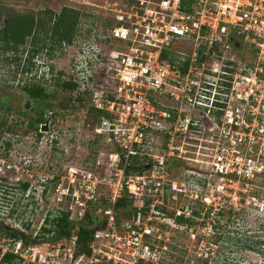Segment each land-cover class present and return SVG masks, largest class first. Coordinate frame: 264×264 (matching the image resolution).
I'll return each instance as SVG.
<instances>
[{"label": "built area", "instance_id": "built-area-1", "mask_svg": "<svg viewBox=\"0 0 264 264\" xmlns=\"http://www.w3.org/2000/svg\"><path fill=\"white\" fill-rule=\"evenodd\" d=\"M82 2L107 24L71 43L76 53L64 80L89 100L93 130L107 148L109 207L96 210L104 223L88 252L75 232L60 239L42 233L44 218L34 232L16 226L21 237L0 248V259L14 255L6 264H137L152 256L146 239L171 189H191L210 214L264 202L252 193L264 190V0ZM178 174L186 184L178 186ZM100 185L94 171L70 174L63 193L70 202L63 207L58 198L56 213L83 219ZM125 190L142 205L117 223ZM193 210L177 216L194 217Z\"/></svg>", "mask_w": 264, "mask_h": 264}, {"label": "rangeland", "instance_id": "rangeland-1", "mask_svg": "<svg viewBox=\"0 0 264 264\" xmlns=\"http://www.w3.org/2000/svg\"><path fill=\"white\" fill-rule=\"evenodd\" d=\"M65 6L83 13L76 40L103 24L99 9L89 8L81 0H0V29L5 18L14 13L36 16L39 11L49 9L59 14ZM30 40L31 36L16 54L0 51V248L3 249L9 241L8 227L16 229L23 222L27 231L34 232L42 219L58 215L55 211L58 198L63 196L61 206L68 205L70 200L63 193L69 186L70 174L80 176L94 171L101 181L96 202H101L108 194L110 170L103 155L107 148L93 130L89 100L85 99L81 106L74 93L56 84L58 76L64 80L70 71L76 47L62 42L54 49H40L34 56L32 69L24 72ZM17 56L19 65L13 60ZM27 82L43 84L53 94L52 98L43 100L47 104L45 109L49 110L50 123L47 130H39L40 136L29 128L30 119L37 118L40 109L33 102H27L28 110L19 111L21 100L15 91ZM52 114L60 120L53 121ZM180 169L182 165H177L176 170ZM175 178H178V186L186 184V177L179 178L178 174L173 176ZM26 183L28 187L24 191L22 186ZM257 183L263 187L261 181ZM191 191L180 194L171 189L165 193L162 215L152 218L153 230L146 239L152 256L137 264H264V202L260 206L238 205L223 207L221 211L211 210L214 212L207 217L204 215L207 208L192 201ZM252 193L264 198L260 187H254ZM134 203L138 207L142 205L140 201ZM191 207L201 215L195 217L192 224L180 227L175 216ZM70 220L79 222L82 217L73 213ZM120 231L125 233V228L121 226Z\"/></svg>", "mask_w": 264, "mask_h": 264}, {"label": "trees", "instance_id": "trees-1", "mask_svg": "<svg viewBox=\"0 0 264 264\" xmlns=\"http://www.w3.org/2000/svg\"><path fill=\"white\" fill-rule=\"evenodd\" d=\"M83 13L79 10H75L71 7L65 6L59 14L54 13L51 10L39 11L38 16H34L31 13H17L12 14L4 20V26L0 29V40L3 42L0 44L1 52L12 51L15 54L18 53L19 47L25 45L27 38L31 36V46L27 57L25 58V63L23 65V71L28 72L34 66V56L38 53L40 49L49 48L54 49L56 45L65 42L67 44L73 43L77 39L79 18ZM103 23V22H102ZM107 23H103L105 26ZM52 55L51 51H48ZM14 62L19 65V56L13 58ZM61 75V72H58ZM56 84L65 91L73 93L76 90V84L70 81L61 79L58 76ZM20 97V110L26 112L28 110L27 102H33L40 109L38 117L30 119L29 128L33 129L39 136L41 132V126L47 120L46 110L47 104L43 103L44 99H50L53 94L48 92L43 84L37 83H25L20 89L15 91ZM81 106H83L85 99L82 95H78L75 98ZM71 100V98H70ZM87 100V99H86ZM6 102V101H4ZM24 110H23V109ZM89 114L92 111L89 110ZM7 145L9 143L7 142ZM24 191L27 189L28 184H23ZM91 207L86 208L84 218L79 222H74L75 220H70V212L63 211L59 215L53 217H47L46 223L48 227L44 226L41 232H52L54 231L53 237L55 239L68 238L72 235L73 230L77 234V244L81 251L88 252L87 245L92 238V234L95 231L97 225H102L104 222L98 221V216L96 215V210L98 208L107 209L109 207L108 199L103 198L101 202H89ZM117 223H121V220L130 218L132 215L136 214L137 208L134 206V200L130 197L127 190L123 192L120 198L117 199L115 204ZM144 213L146 209H143ZM201 214L199 211L193 210L194 217H185L180 215L176 217V221L179 225H190L192 224L195 217H199ZM207 217L210 215V210L206 211L204 214ZM77 224V229L75 228ZM29 227V226H28ZM3 228V227H1ZM8 236L13 238L21 237L20 232L16 229H6ZM217 232H215L216 234ZM214 234V235H215ZM25 237V235H23ZM216 236V235H215ZM213 236V239L216 238ZM220 237V235H219ZM229 239V237L227 238ZM14 255L5 254L0 259V264H6L11 262Z\"/></svg>", "mask_w": 264, "mask_h": 264}, {"label": "water", "instance_id": "water-1", "mask_svg": "<svg viewBox=\"0 0 264 264\" xmlns=\"http://www.w3.org/2000/svg\"><path fill=\"white\" fill-rule=\"evenodd\" d=\"M238 44H236V46H237ZM200 49H204V47L202 46V47H200ZM203 57H204V55H203V53H200L199 54V58L200 59H203ZM48 129V122H46V123H44L42 126H41V130H47Z\"/></svg>", "mask_w": 264, "mask_h": 264}]
</instances>
